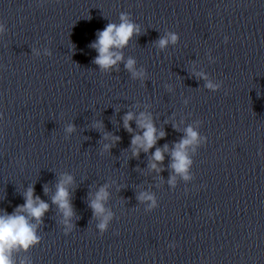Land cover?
I'll return each instance as SVG.
<instances>
[{
    "label": "water",
    "instance_id": "1",
    "mask_svg": "<svg viewBox=\"0 0 264 264\" xmlns=\"http://www.w3.org/2000/svg\"><path fill=\"white\" fill-rule=\"evenodd\" d=\"M122 12L142 30L104 71L91 45ZM0 21V214L30 188L49 205L30 218L39 243L13 250L14 264H264V0H0ZM168 31L180 40L162 50ZM141 114L166 135L135 155ZM188 127L207 143L188 149L185 181L171 153ZM66 175L71 218L53 202ZM101 188L113 214L103 234L91 207Z\"/></svg>",
    "mask_w": 264,
    "mask_h": 264
},
{
    "label": "clouds",
    "instance_id": "2",
    "mask_svg": "<svg viewBox=\"0 0 264 264\" xmlns=\"http://www.w3.org/2000/svg\"><path fill=\"white\" fill-rule=\"evenodd\" d=\"M6 30L5 24L0 21V36H2ZM141 30V26L134 23L129 14L122 12L120 14V23H109L104 30L98 33V39L91 45V47L98 52L95 63L104 71H110L124 59L122 52L119 50L125 48L135 35L140 34ZM179 40L180 36L178 33L168 31L167 35L159 40L158 46L163 50L166 49L169 44H178ZM35 54L40 56L41 52L37 50ZM43 54L50 56L51 52L45 49ZM209 59L214 62L211 55ZM135 65L136 61L134 59L127 60L126 67L132 72L133 77L141 80L145 79L147 77L146 69L142 68L137 70ZM197 74L204 76V78L208 80V77L205 76L204 73L200 72ZM207 87L216 92L221 89L222 85L218 82L209 80ZM185 103H187V101H185ZM133 119L134 116L132 113L126 115L124 119V126L130 132L132 131L130 122ZM137 122L139 127L144 131L143 135H135L133 137L132 144L134 146L133 152L135 155H139L140 149L148 152L156 145L158 139L166 135L164 131H159L155 127L152 117L148 114H141ZM97 126L99 127L100 125ZM72 130L71 127L68 128L69 132ZM186 132V138L176 144L171 155L173 157L172 168L177 174L182 176L185 181H189L193 179L190 174V168L193 162L189 158L188 149L191 147L192 151L195 152L198 147L207 143V138L200 136L192 127H188ZM111 139L116 140L118 137ZM109 147L110 145H105L106 150ZM164 151H167V146H165L164 150L157 149L153 155V160L155 162H162L165 159ZM155 162L151 164V168L159 171L157 163ZM72 183V176H64L61 183L57 186L56 194L53 197V202L60 207L66 218H71L74 215L71 204V193L68 190V186ZM170 183L175 185L176 178L173 177ZM108 196L109 193L106 188H101L91 204L95 214L103 217L102 222L99 224L102 234L107 232L109 222L113 218L111 212H106L103 203L108 199ZM25 198L26 203L20 206L14 214H0V264H14L12 259L13 250L20 247L24 250H28L31 246L39 243L36 225L31 223L30 218L40 221L49 210V205L39 197H35L34 190L31 188L25 193ZM140 199L150 202L147 208L149 212L159 207L158 201L153 195L145 193L141 195ZM65 223L67 224V233L70 234L73 231V226L69 224L67 220ZM172 246L175 247V245Z\"/></svg>",
    "mask_w": 264,
    "mask_h": 264
}]
</instances>
